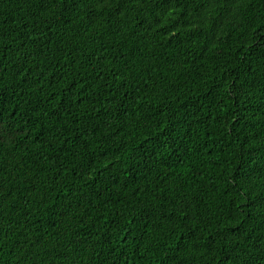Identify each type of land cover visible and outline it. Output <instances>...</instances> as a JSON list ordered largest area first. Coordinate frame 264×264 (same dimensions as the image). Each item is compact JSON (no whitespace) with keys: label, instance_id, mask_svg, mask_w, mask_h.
I'll return each instance as SVG.
<instances>
[{"label":"trees","instance_id":"16d2710c","mask_svg":"<svg viewBox=\"0 0 264 264\" xmlns=\"http://www.w3.org/2000/svg\"><path fill=\"white\" fill-rule=\"evenodd\" d=\"M0 264H264V0H0Z\"/></svg>","mask_w":264,"mask_h":264},{"label":"snow or ice","instance_id":"6c2138e0","mask_svg":"<svg viewBox=\"0 0 264 264\" xmlns=\"http://www.w3.org/2000/svg\"><path fill=\"white\" fill-rule=\"evenodd\" d=\"M38 2H39L41 5H47L48 3L51 2V0H38Z\"/></svg>","mask_w":264,"mask_h":264}]
</instances>
